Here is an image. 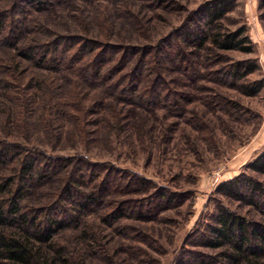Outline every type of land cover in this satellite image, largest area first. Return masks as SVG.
Wrapping results in <instances>:
<instances>
[{
	"label": "rangeland",
	"instance_id": "1",
	"mask_svg": "<svg viewBox=\"0 0 264 264\" xmlns=\"http://www.w3.org/2000/svg\"><path fill=\"white\" fill-rule=\"evenodd\" d=\"M59 1L40 11L19 0H0L7 14L0 42L14 35L12 47L0 48V142L64 158L54 167L53 181L37 189L39 201L54 196L74 213L68 201L57 199L69 176L83 177V191L96 193L56 237L57 245L66 249L70 264H224L219 255L228 247L209 246L220 207L264 224L248 196L236 200L222 189L244 175L264 188V174L248 168L264 152V89L250 97L239 88L264 79V0H233L222 24L229 31L245 27L253 53L215 48L208 69L201 68L206 79L194 72L185 77L169 57L160 85L164 93L155 100L149 93L153 106L147 109L112 98L105 109L93 106L100 90L90 91L68 67H38L18 56L22 64L16 68L10 58L35 40H55L44 30L80 33L84 24L106 44L160 43L147 69L154 81L156 57L177 54L190 16L211 0ZM247 59L258 61L257 72L240 81L226 77L224 68ZM255 195L253 200L264 201ZM256 263L264 264V256Z\"/></svg>",
	"mask_w": 264,
	"mask_h": 264
},
{
	"label": "trees",
	"instance_id": "2",
	"mask_svg": "<svg viewBox=\"0 0 264 264\" xmlns=\"http://www.w3.org/2000/svg\"><path fill=\"white\" fill-rule=\"evenodd\" d=\"M19 1L25 7L50 11L55 0ZM232 7L233 0H211L194 11L185 28L187 33L183 39L184 46L180 47L174 56L167 54L160 59L156 57L158 66L154 70V81L153 76H150L152 72L148 75L147 69L151 63L150 55L159 50L160 43L155 46L106 44L91 34L92 27L83 26L84 24L80 27V33L62 35L44 30L46 35H52L55 40H35L34 43L18 48L19 55H13L10 61L16 63V68L22 64L18 56L31 64H37L38 67L47 63L68 67L71 74L77 76L90 91L100 90V96L91 102L93 106L105 109L109 106L106 100L112 98L117 103L130 101L129 104L136 103L140 108L147 109L153 106L150 104L152 101L149 93H155L154 100L161 98L164 93L160 85H164L163 64L170 60L169 57H172L170 62L176 63L185 77L194 72L195 76L198 74L199 79H206L208 75L202 74L201 68L208 69L206 60L215 48L216 51L253 53V45L245 27L229 31L222 26ZM6 16L4 11H0V30L7 22ZM6 39L10 40L5 45L0 42V48L12 47L10 41L14 39V35L10 34ZM62 45H66L64 50H61ZM78 54L80 57L76 61L72 57ZM258 70L256 59L236 61L224 68L226 77H233L236 81ZM117 73L119 77L115 78ZM2 79L9 84L5 78ZM126 81H131L128 86ZM143 84L145 88L142 90ZM239 88L247 96H257L264 89V79L242 83ZM25 101V107L28 109L34 99L31 95ZM57 161H64V158L52 157L38 148L0 142V264H70L66 249L59 247L55 239L64 229L70 227L73 221L80 218L90 206L89 203L95 199L96 193L91 189L88 192L83 191V177L72 180L73 176H69L64 187L59 189L57 199L68 201L74 213L56 204L54 196L45 201L34 198L41 185L54 179ZM248 168L264 174V152L256 157ZM242 178L224 184V193L236 200L248 196L250 203L264 215V201L253 200L255 194L264 195L263 186L251 177L244 175ZM216 222L217 226L212 229L209 246L228 247L227 251L219 255L225 260L224 264H257L256 262L263 258V223L249 221L225 207H220Z\"/></svg>",
	"mask_w": 264,
	"mask_h": 264
}]
</instances>
